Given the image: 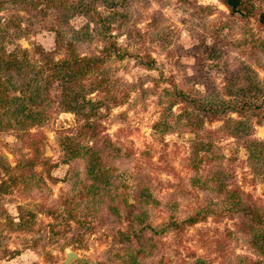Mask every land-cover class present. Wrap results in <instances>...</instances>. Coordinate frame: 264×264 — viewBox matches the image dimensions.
Segmentation results:
<instances>
[{"label":"rangeland","instance_id":"1","mask_svg":"<svg viewBox=\"0 0 264 264\" xmlns=\"http://www.w3.org/2000/svg\"><path fill=\"white\" fill-rule=\"evenodd\" d=\"M22 1L0 0V64L15 53L29 72L22 77L1 64L0 79L12 75L15 83L39 84L45 76L36 70L66 52L92 56L108 44L110 54L96 69L99 86H92L88 73L69 83L82 101L93 102L91 111L56 105L62 91L54 77L47 92L52 106L38 125L8 124L6 118H14L0 107V264H60L67 250L78 254L69 264H264V114H259L264 112V0H241L234 13L221 0H72L84 3L82 12L66 11L63 3L71 0ZM105 22L102 38L97 31ZM85 26L91 37L71 49L56 42L58 29L82 38ZM71 36L76 39L71 34L65 39ZM247 67L257 72L261 94L234 96L226 79L239 71L247 80ZM29 91L28 101L40 96ZM215 96L245 100L239 113L226 114L241 124L224 122V114L208 118L198 107V98ZM187 112L201 115V128L179 126ZM211 130L220 136L213 138L214 147L205 137L197 143L196 156L201 153L204 160L192 166L191 140ZM91 131L130 150L129 159L105 157L112 171L107 186L114 194L109 212L116 217L103 208L102 215L99 208L90 210L102 207V180L97 196H91L82 175L85 150L96 145ZM66 134L77 146L72 154L58 142ZM241 136L251 141L242 142ZM216 151L222 158H213ZM216 170L221 177L212 186L194 180ZM139 172L150 195L142 196L137 219L132 202ZM236 194L238 205L250 201L258 215L241 216L243 209L231 203ZM122 196L133 206L120 205ZM206 205L229 210L182 220ZM20 216L28 227L15 224ZM244 218L256 232L241 229Z\"/></svg>","mask_w":264,"mask_h":264},{"label":"trees","instance_id":"2","mask_svg":"<svg viewBox=\"0 0 264 264\" xmlns=\"http://www.w3.org/2000/svg\"><path fill=\"white\" fill-rule=\"evenodd\" d=\"M12 1H15V0H12ZM221 1L231 13L236 12L241 3V0H221ZM22 2H28V1L23 0ZM83 4H84L83 2L79 3L77 1H72V0L69 3H66V2L63 3L66 11L74 9L79 12L83 11V10L80 11V6H84ZM71 12L73 11L71 10ZM64 17H66L65 14H64ZM64 17L63 16L61 17L62 22L64 21ZM106 29H108V23L105 22L102 25V32L97 31V30L96 31L98 32L99 35L102 33L101 36L102 38H104L105 34H103V32ZM60 30L58 29V32H57L58 38L60 39L57 40L56 42H60L62 45H66L69 49H71L70 45H73L74 47V44H77L80 39L91 37L90 28L88 26H85V29L83 31H79L80 33L81 32L84 33V37L82 38H80V36H78V34H76L75 31L63 32L62 30L61 31ZM67 34L76 35V39L74 40L72 36L68 37V39H65V35ZM107 46L108 44H105L102 47V54L99 53L97 55L84 57L85 55H81L79 53H77L76 55H73L69 52H66L65 56L59 57L55 61H51L50 65L47 64L45 66H40L36 70V74H39V75L44 74L45 77L42 83H39V84H37L34 81V79H32L31 82L29 81L30 84H28L27 81L15 83L14 81L11 80L12 75L8 78L4 77L0 79V107L3 106V109L1 110V112L8 116L12 115L14 118L13 121L10 122L9 117H7L6 121L8 122V124L13 123L17 125L18 128L22 129V128L31 127L32 125H38L40 122L48 118V113L50 112L49 108L52 105H51V102L49 101L50 99L48 97L47 92H48V86L50 85V82L53 77L60 80V83H61L60 89L62 91L61 98L60 97H59L60 99L58 98V100L56 101V105L65 102L64 104L67 107V109L65 110H69V109L79 110L81 112H84L87 108L88 110L86 111L93 110L95 108V105L93 104V102L92 101H86V102L82 101V98L79 97L80 92L76 89H70L69 83L72 82V79L73 77H75L76 74L88 73L90 75H93L92 86H96V87L99 86L101 78H97L95 76V73H97L96 69L98 68L99 64H101L100 62H102V60H104V58L109 56L110 54V51L108 50ZM22 51L24 50H21L20 53ZM1 62H2L1 64H3L5 68L9 66L10 68L14 69L17 75H20L22 77L28 75L29 70L24 69L23 59L18 57L15 53H13L11 57L4 58V59L1 58ZM247 68L249 69L248 75H245V78L247 80H244L241 78L242 73L240 72L241 73L240 75L239 71H236L235 74H230L226 79L227 90L230 91L232 94H234V96L235 95H239V96L246 95L247 97H249L250 94L255 92L258 95V93H260L261 91V84H260L261 82L259 81V79L255 78L257 76V72L251 69L250 67H247ZM29 89H34L35 91L37 90L40 96L39 97L36 96L37 99H35V97L32 96L31 101H28L26 94L30 92ZM234 96L230 100H222L220 98H217L216 96L212 99L198 98L197 104H198V107L202 109V111L207 112L208 118H215L218 116H222L223 114L225 116L231 111L239 113L242 110V107L239 105V102L241 101V103H245V100L234 98ZM30 97H31V94H30ZM190 100H196V99L193 98ZM34 104H38L37 109L34 108ZM85 107L87 108L85 109ZM187 113L188 114H186L185 120L178 123L179 126L192 127L193 123L194 124L197 123V128H201L202 126L201 115H197L195 112H187ZM259 114H264V112L261 111ZM17 116H20V117H17ZM226 116L227 117L224 119V122L230 121L231 117H229V115H226ZM231 121H233L236 125H239L242 122L241 120H236V119L231 120ZM88 127H90V125ZM91 132H92L91 136H96L95 137L96 145L92 146L91 149L90 147L87 146V149L85 150V154H86L85 160L87 161V165L84 167L82 175L85 173L83 175L84 178H88L87 190L90 192L91 196H97V191L100 190L99 182L102 180V188L99 193L101 194V196L98 195V197H100L99 202L102 200L101 201L102 207H100L99 205L97 207H91L90 210H95L99 208L100 215H102V208H103L104 209L103 211L106 216L112 215L113 217H116V214L114 213L111 214L109 212V210L110 211L114 210L113 209L114 205L111 203V199H113L114 194L110 193V190L108 189L109 186H107L110 181V176L112 174V171H110L108 167L105 166L107 165L105 163L106 161L105 157L115 154L116 156L119 155L121 159H129L128 157L130 156V150L128 148L126 149L124 143L121 142L120 140L112 141L111 138H109L107 134H104L102 138H99V135L94 134L93 131ZM201 133L202 132L196 134L189 144L190 153L188 154V159L192 160L191 162L192 166H194L193 164H196L194 162L204 160L202 159L203 155L201 153L198 156H196L197 149L200 146L199 144L197 145V143H204L205 140H202V139L205 137L207 138V142L209 141L208 146H210V145H213L212 140H214L213 138L215 137V135L216 137L220 136L218 133L215 134L214 130H211V133H213L214 135H211L209 131H207V133L205 132L207 136L201 135ZM241 139H242V142H246V143L247 141H251V139H247L246 137H242V136H241ZM60 140L61 141H58V142H60L62 146L63 145L65 146L68 153L72 154L76 150L77 146L74 147L68 134H66ZM98 142L100 144H97ZM246 143L244 144L245 146H246ZM247 146H248V151L252 150L250 145H247ZM254 154L255 153H253L252 155ZM216 156L222 158V156H220L218 151L215 152L213 158H215ZM204 158H206V156ZM101 165H102V169L98 168L99 166L101 167ZM219 165H222V163L220 162ZM93 166L97 167V169H93ZM215 167H216V164L213 166V169ZM220 171L217 172L216 170L214 173L212 172L209 177H205V178L200 177L201 179L199 177H195L194 180H196V182H202L203 186L204 185L212 186L216 178L220 179L221 177L219 174ZM137 176H138L137 177L138 183L136 184L137 191H136V195L134 194V201L132 202V204H137L136 211H134L135 212L134 216H136V218L138 219L139 213L136 214V212H138L137 210L139 209L137 207L141 204L142 205L144 204L141 198L144 194H147V195H150V194L144 190V187H145L144 175L142 173L140 174L137 173ZM113 177L114 175L111 177V179ZM234 192H236V190H230L229 194H233ZM230 197L232 198L231 199L232 204L237 205L236 207L238 209L240 208L243 209L242 213H240L239 211L241 216L244 215L245 217V215H249V214L258 215L257 211L255 210V205L252 202L248 201V203L241 206V205H238L240 202L239 200L240 196H237L236 194L235 196L230 195ZM64 200L67 201L66 198ZM132 204L127 203V198L125 196H122L120 205L122 206L129 205L130 207H132L133 206ZM63 206L66 207L64 204ZM212 210L213 208L208 207L207 205L196 207L190 215H188L186 218H183L182 220L184 221L194 220L196 215L204 216L209 212L215 213V212L220 211V208L214 211ZM228 210H229L228 207H226L222 209L221 211L227 212ZM221 211L218 214H222ZM142 212H145V210H142ZM22 219H23V216H20V218L15 224H18V227L20 228L28 227L24 225L26 223ZM248 220H251V219L248 218ZM133 228H136L134 226V223L132 224L131 230ZM241 229L246 230V231L256 232L253 224H250V222L248 223L245 222V218L243 219ZM256 235L257 234H255L254 238H252L253 242H257L260 239ZM148 240H150L153 243L155 238L152 236H149ZM128 241L129 240H126L125 243H128ZM152 246L155 248L157 246V243L154 242Z\"/></svg>","mask_w":264,"mask_h":264},{"label":"water","instance_id":"3","mask_svg":"<svg viewBox=\"0 0 264 264\" xmlns=\"http://www.w3.org/2000/svg\"><path fill=\"white\" fill-rule=\"evenodd\" d=\"M4 154L6 157H8L10 159V162L13 163V160L10 158L11 157V154L10 152L4 150ZM77 253L75 251H72V250H67L64 252V256L62 258V260L60 261V264H69V261L71 259H74L77 257Z\"/></svg>","mask_w":264,"mask_h":264}]
</instances>
